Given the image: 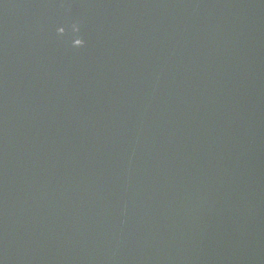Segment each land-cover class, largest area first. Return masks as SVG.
<instances>
[{
  "label": "water",
  "instance_id": "water-1",
  "mask_svg": "<svg viewBox=\"0 0 264 264\" xmlns=\"http://www.w3.org/2000/svg\"><path fill=\"white\" fill-rule=\"evenodd\" d=\"M0 264H264V0H0Z\"/></svg>",
  "mask_w": 264,
  "mask_h": 264
}]
</instances>
